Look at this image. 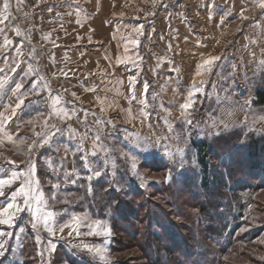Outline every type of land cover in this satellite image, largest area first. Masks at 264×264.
Returning <instances> with one entry per match:
<instances>
[{"label": "rangeland", "instance_id": "rangeland-1", "mask_svg": "<svg viewBox=\"0 0 264 264\" xmlns=\"http://www.w3.org/2000/svg\"><path fill=\"white\" fill-rule=\"evenodd\" d=\"M8 2L10 7L5 13L4 0H0V14L7 16L0 19V81L2 77L8 78L0 89V117H11L6 124L7 133L16 132L18 124L28 114L27 103L31 102L28 99H33L27 98L12 115L11 109L18 102L14 89L17 71L15 75L8 63H3L9 55L20 56L25 66L33 70L31 74L38 86L44 83L39 80L43 76L51 94L61 96L63 106L76 114L70 119L49 118V123L56 125L55 129L48 130L49 141L35 147L31 153L46 196L55 191L54 183L62 181L64 170L75 169L81 179L75 185L61 183L57 192L59 199L80 187L82 181H89L86 177L91 173L83 166V157L87 155L90 161H95L93 168H99L102 173L99 177L92 176L96 181L116 184L120 179L117 176L119 165L126 167V178L120 184L123 192L128 188L126 191L130 194L124 198L132 202L129 208L120 211L121 217L113 210L115 208H106L101 214L99 219L106 221L112 230L107 245L103 237L68 236V229L54 239L41 232L43 243L38 245L29 214L21 212L14 228L0 226L13 233L4 245L0 264H98L86 250L74 247L81 241L107 247L110 264H218L219 259L221 264H264V176L257 170L246 176L249 189L240 194L246 213L235 222H232L233 216L230 217L232 223L222 238L211 237L196 223L199 221L197 201L192 194L200 192L193 181L198 182L200 174L190 145L191 140L211 143L241 129L243 135L264 136V121L258 119L264 115V108L253 105L255 91L262 86L259 79L264 73L261 63L264 62V9L256 7L259 0H157L155 7L153 0ZM75 6L77 9L73 8ZM242 12L246 19L241 18ZM81 17L92 20L99 34L92 33L93 28L88 32L73 28L71 19ZM140 25H143V34L133 33V27ZM5 37L12 44L4 46ZM132 39H138V45L133 46ZM59 44L64 47L79 44L89 54L95 52L104 60L105 66H101L104 69H98V73H104L105 77H92L100 78L99 90L97 86L92 93L81 91V99L76 97L75 102L69 99L67 91H58L60 84L49 77L45 54ZM208 56L219 59L210 72L196 76L198 65ZM126 57L134 59L118 63ZM92 71L93 68L85 74L90 73V76ZM133 76L136 77L137 98L129 103V80ZM194 81L203 82V92L196 95L195 103L182 115L180 105L185 103ZM41 93L44 95L40 96L41 101L34 102L39 104L36 108L39 111L31 117L36 132L41 131L44 119L35 120L37 113L49 111L48 92ZM70 94L73 99V93ZM142 99H146V106L140 103ZM29 120L17 131V136L26 138L25 144L12 145L13 149L0 144V174L14 167L7 164V159L21 162L20 169L25 168L23 161L28 156L20 153H27L28 143L37 139ZM97 134L100 141L96 143L109 150L107 157L103 151L95 157L90 155ZM121 150L137 157L135 175L131 161L121 156ZM178 150H182V154ZM236 158L237 155L231 153V159ZM49 160L59 171L47 167ZM213 165L220 170L219 161H214ZM40 167L47 172L45 175L40 176ZM115 184L118 194L120 190ZM17 187L13 185L6 193L10 195ZM75 196H71L70 204L56 203L61 222L74 213L87 212L98 218L89 210H78L75 205L81 195ZM6 199L7 196L0 197V204ZM212 222L215 224L214 219ZM151 233L159 234L167 252L161 249V243L149 237ZM28 234L34 237L36 249L32 256L36 260L26 255L24 258L30 244H26ZM235 237L238 242L229 247L225 239ZM49 239H53L56 248L43 251ZM32 246L30 244L29 248ZM41 251L43 255L39 254ZM61 255L63 259H59Z\"/></svg>", "mask_w": 264, "mask_h": 264}, {"label": "snow or ice", "instance_id": "snow-or-ice-1", "mask_svg": "<svg viewBox=\"0 0 264 264\" xmlns=\"http://www.w3.org/2000/svg\"><path fill=\"white\" fill-rule=\"evenodd\" d=\"M157 0H153V7L156 6ZM10 5L8 0H4L3 9L4 12L7 13ZM256 7L260 9H264V0H259V3ZM151 14V13H149ZM241 18L246 19L243 16V12L241 13ZM0 19H7L6 15L0 14ZM143 25L138 27H133V33H142ZM2 31V29H0ZM17 35H19V30L16 29ZM219 42V41H218ZM130 43L133 46L138 45V39H132ZM12 44V41L7 37L4 38V46ZM125 51H128L127 46H125ZM133 57H126L123 61L120 62H130L133 61ZM219 59L218 56H208L207 58H203L200 64L197 67V71L195 73L196 76H201L207 72L212 70V67L215 65V62ZM264 65V62H261ZM32 69H29V73H32ZM27 75V73H26ZM135 79L136 77L133 76L129 80V92L131 94L129 103L132 100L136 99L135 95ZM40 81H44L42 85L38 86V82L33 83L32 85V92L39 93L40 91H47L49 95V111L45 112H38L35 120L39 121L40 117H44L43 121H41V131L36 132L35 126L33 124V119L28 121L29 124L33 125V135L37 137L36 140H32L31 143H28L27 146V153H20L26 154L28 159L23 161L25 164L24 169H20L19 164L11 159H7L8 165H14V167L4 169L3 173L0 174V197L7 196V199L3 204H0V226H6L7 229H12L15 227L16 220L21 212H27L30 216V224L33 231L36 233V243L42 244L43 239L40 235L41 232H46L49 237L53 239L56 238L58 235H62L65 232V229H68L67 235L73 236L75 234L76 237H103L104 244L107 245L109 238L112 235L111 227L107 224L106 221H103L99 218H93L89 213H79V214H71L69 218L63 222L59 220L60 213L55 210L56 203H70L67 198L58 199L57 192L61 187V183L64 184H73L75 185L78 180L81 179L78 172L73 169L72 171L64 170L62 173V181H58L52 185V188L55 190L50 195L45 194L41 187L40 179L37 175V165L31 159V153L35 147L42 146L44 143L49 141L48 130L55 129L56 125L49 123V118L55 116L61 119H70L72 113H70L64 106L62 97L59 95L53 96L51 94V89L48 85V82L45 80L43 76L39 77ZM202 83L197 84L195 81L191 89L188 91L187 97L185 99V103L180 105L181 114L185 115L187 110L190 109L195 103V97L198 93L203 92ZM4 86V82L0 81V89ZM21 84H17L16 90L18 93L17 99L18 102L15 106L11 109L12 115L16 114V109L21 108V106L25 102V97L29 95L27 92H20L19 90L22 87ZM145 93H147V84L144 85ZM75 96V93H73ZM155 99V97H153ZM140 103L147 105L146 99H142ZM104 109H102L103 111ZM129 117L131 118V110H128ZM143 114V112H142ZM11 117H0V134L12 144H25L26 138H14L12 135L8 134L6 131V124L9 122ZM259 120L264 121V115H260L258 117ZM187 123H191L190 120L186 121ZM256 121L254 120L253 123ZM99 123V121H98ZM169 130H171V126L169 125ZM100 141V136L97 134L94 137V143L92 145V150L90 155L95 157L97 156L98 152L103 151L105 157L108 155L107 149H103L102 145L96 143ZM4 143V139H0V144ZM82 150V145H81ZM182 154V150H178ZM121 156L126 157L128 160L131 161V169L133 174H136V160L137 157L132 155L128 152H124L121 150ZM95 161H90L88 156L85 155L83 157V166L84 168L91 173V175L87 176L86 179L89 181L92 179V176L99 177L102 173L99 168L94 169L93 164ZM103 163V162H102ZM114 163V161H113ZM47 167L53 171H59L56 166L53 164L51 160L46 161ZM63 165H60L62 168ZM143 180V177H140ZM13 185H18L15 191H12L10 195L6 193V189H11ZM91 188L89 187V192ZM86 229V230H83ZM23 229H21V232ZM13 233L11 231H5L0 229V256L4 254L3 249L4 245L7 243V239L12 237ZM53 239L48 240L47 247L43 251H54L56 248V244L53 242ZM264 242V241H262ZM74 247L79 248L80 250H86L89 254L93 256L94 259L98 261V264H110V260L108 258L107 252L108 249L105 246L101 245H94L90 243H86L81 241L79 244H75ZM43 251L39 254L43 255Z\"/></svg>", "mask_w": 264, "mask_h": 264}, {"label": "trees", "instance_id": "trees-1", "mask_svg": "<svg viewBox=\"0 0 264 264\" xmlns=\"http://www.w3.org/2000/svg\"><path fill=\"white\" fill-rule=\"evenodd\" d=\"M259 84L262 86L255 91L253 105L255 108H264V73L259 79ZM190 145L195 151L196 164L199 167L200 174L198 182L196 180L193 181L195 188L200 192L199 195L192 194L197 201L196 206L199 221L196 223L202 226L207 235L222 238L223 232L227 230L230 223L235 222L237 217L241 218L246 213L247 209L243 205V196L240 195L243 190L249 189L248 184L245 182L246 176L255 170L264 176V136L255 135L254 133H246V135H243L241 129V131H236L232 135H222L211 143L205 140H191ZM231 153L237 155V158L231 159ZM214 161L220 162V170L213 165ZM117 171L119 172L117 176L120 178L116 182L118 184L117 190H120L118 194H116V187L114 188L113 186L115 183L113 184L112 181L105 182L91 179L90 181H82L81 186L76 190L66 192L64 198L66 197L71 203V200H73L71 196L74 198L76 197L75 195H81V200L77 201L78 203L75 205L78 210H89L92 214L96 213L94 216L102 218L101 214L106 208H115L113 210L121 217L120 211L129 208V204L132 201H127L124 198V196L130 194V191H126L128 188L125 187L124 189L126 190L124 192H127L125 194L122 190V184H120L122 179L126 178V167L119 165ZM46 173L42 168L40 169V176ZM89 187L91 188L90 192ZM201 194L202 201L200 202ZM169 197L173 198L170 195ZM177 199L180 200L179 198ZM231 216H233L232 222H230ZM213 219L215 224H212ZM230 232L232 233V230ZM230 236L232 237V234ZM149 237L153 238V241L161 243V249L164 252L168 251L165 246H162L163 241L159 237V234L151 233ZM225 241L229 247L234 246L238 242L236 237L232 240L227 238ZM27 243L33 246L32 248H29L30 244L29 247L27 246L28 248L26 254H24V258L25 255L33 258L32 252L35 255L33 250L36 249V244L32 234H28ZM63 257L64 255H61L59 259H63ZM33 260L36 259L33 258ZM220 262L219 259L218 264H221Z\"/></svg>", "mask_w": 264, "mask_h": 264}, {"label": "crops", "instance_id": "crops-1", "mask_svg": "<svg viewBox=\"0 0 264 264\" xmlns=\"http://www.w3.org/2000/svg\"><path fill=\"white\" fill-rule=\"evenodd\" d=\"M77 9V6L73 7ZM70 22V21H69ZM92 20H86L84 17H81L80 19H71V26L73 28H82L85 29L87 32L90 28H93L92 33L99 34V29L97 25H94L91 23ZM104 24V22H103ZM65 45H58V47L54 49H49V51L45 54L46 62H47V68L49 77L54 79L56 83L60 84L58 91L59 92H65L67 91L69 99L76 101V97L78 99L80 98L79 92L85 91H91L94 92L95 87L100 85V78L93 79L92 77L94 75H97L98 77H105L104 73H98V69H104L105 62L102 58H100L94 51V53L89 54L87 49L85 47H81L79 44H75L72 46L64 47ZM96 51V50H95ZM16 55V54H13ZM10 56V55H9ZM7 57L3 63L9 65L10 70H13L15 72L17 81L15 82V86L17 84L22 83V87L20 91H24L29 93L25 97V101L27 102V98H33L28 99L30 103L28 104V114L25 115V118L18 124L16 132L13 133L14 138H21V136H17L18 128L20 129L22 126H24L27 122V120L31 119L35 112L39 111L36 108L39 106V104L34 103L41 101L40 98L43 95L41 91L39 93L32 92V85L36 81L34 80L31 73H29V68L25 66L23 60H21L20 56L15 57ZM12 56V55H11ZM47 56V57H46ZM103 63V64H102ZM24 64V65H23ZM91 68H93V74L89 76L90 73H86L85 71H91ZM86 69V70H85ZM27 73V75H26ZM8 78L2 77L1 81L4 82V85L6 84ZM14 86V87H15ZM15 92L17 93L16 87L14 88ZM98 92V91H97ZM70 93H77L75 96L71 97ZM41 96V97H40ZM44 96V95H43ZM13 98V97H11ZM39 98V100L36 101V99ZM34 100V101H33ZM33 101V103H32ZM79 105V104H78ZM47 109V108H46ZM70 112V111H69ZM74 112V111H73ZM72 113V115H76L75 113ZM9 132L8 134H10ZM1 139H4V143L1 144L3 147L13 149V146L15 147L17 144H12L8 142L3 135H1ZM13 145V146H12ZM3 164V163H2ZM17 164H22L21 162H17ZM14 166V165H13Z\"/></svg>", "mask_w": 264, "mask_h": 264}, {"label": "built area", "instance_id": "built-area-1", "mask_svg": "<svg viewBox=\"0 0 264 264\" xmlns=\"http://www.w3.org/2000/svg\"><path fill=\"white\" fill-rule=\"evenodd\" d=\"M34 57H35V59H36V61H37V65H38V67H39V65H40V62H39V60L37 59V57H36V53L34 54Z\"/></svg>", "mask_w": 264, "mask_h": 264}]
</instances>
